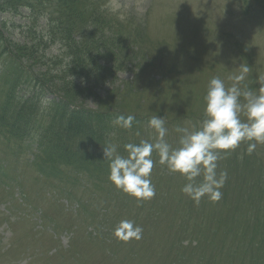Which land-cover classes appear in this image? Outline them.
I'll return each mask as SVG.
<instances>
[{
  "label": "rangeland",
  "instance_id": "rangeland-1",
  "mask_svg": "<svg viewBox=\"0 0 264 264\" xmlns=\"http://www.w3.org/2000/svg\"><path fill=\"white\" fill-rule=\"evenodd\" d=\"M245 1L254 8L250 12ZM103 3L109 18L124 25L133 39L137 40V31L143 34L136 41L141 55L130 64L140 67L133 73L128 66L101 95L135 87L137 93L130 92L124 109L131 115L137 112L143 122L133 129L117 127L106 139L109 143L98 144L93 154L101 165L94 166L90 175L38 166L45 158L36 144L1 134L0 264H264V144L240 159L247 149L241 143L219 160L217 171L228 173L222 199L213 203L205 197L198 205L181 192L184 178L158 162L150 177L155 197L138 202L109 181L103 158V146L110 143L127 155L125 144L151 141L155 133L148 120L153 115L164 117L165 139L176 147L178 127H199L210 79L219 77L230 87L229 77L240 73V65L249 67L241 87L257 90L256 78L264 75V0ZM13 24L28 22L0 14V102L11 87L6 73L14 69L12 59L3 54L6 46L11 51L12 43L27 42L25 27ZM60 48L51 44L40 54L59 56ZM133 49L126 47L129 54ZM26 63L31 70L45 71ZM24 89L28 90L23 85L16 92ZM45 95L43 113L35 119L59 124L53 102L63 95L59 91ZM86 103L98 107L95 99ZM53 148L49 151L65 157ZM152 158L159 159L155 153ZM125 219L142 227L140 240L124 242L113 236Z\"/></svg>",
  "mask_w": 264,
  "mask_h": 264
},
{
  "label": "trees",
  "instance_id": "trees-1",
  "mask_svg": "<svg viewBox=\"0 0 264 264\" xmlns=\"http://www.w3.org/2000/svg\"><path fill=\"white\" fill-rule=\"evenodd\" d=\"M23 10L32 22L24 32L27 42L13 45L16 53L7 46L3 53L12 59L15 70L6 73L11 87L0 102V133L37 144L48 160L44 165L59 162L90 175L94 166L101 165L93 154L97 145L109 143L106 139L117 129L112 121L117 117L113 106L119 102V92L112 90L104 99L98 91L126 71L124 66L133 57L123 52L128 43H135L123 41L119 27L111 34L104 31L113 23L102 11L100 0H0V12L21 15ZM42 19H46L43 25ZM51 44L60 45L61 53L46 58L40 52ZM25 52L30 55L27 59ZM26 60L45 71L31 70ZM23 85L28 90L17 93ZM47 91L63 95L53 102L59 124L45 125L35 119L43 113ZM90 98L96 99L97 109L86 105ZM53 146L65 153L63 159L49 151Z\"/></svg>",
  "mask_w": 264,
  "mask_h": 264
},
{
  "label": "clouds",
  "instance_id": "clouds-1",
  "mask_svg": "<svg viewBox=\"0 0 264 264\" xmlns=\"http://www.w3.org/2000/svg\"><path fill=\"white\" fill-rule=\"evenodd\" d=\"M239 68L238 75L229 77L233 80L230 87L219 77L210 79L203 98V119L197 128L176 129L180 133L176 147L165 139L168 132L165 119L157 115L148 120V127L155 133L153 139L125 144L127 155L120 154L117 144L103 146V158L109 166L108 179L115 188L138 202L150 201L156 194L150 177L158 162L184 178L186 183L181 192L197 205L205 197L210 202H219L228 173L217 171L218 161L241 143H246L247 149L240 159L244 154L251 155L258 144H264V75L257 76L259 87L253 91L241 87L249 67ZM134 119L131 114L119 115L112 123L127 130L132 128ZM153 153L158 161L152 158ZM142 234V227L127 219L121 220L113 230V236L124 242L140 240Z\"/></svg>",
  "mask_w": 264,
  "mask_h": 264
}]
</instances>
